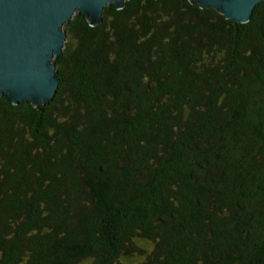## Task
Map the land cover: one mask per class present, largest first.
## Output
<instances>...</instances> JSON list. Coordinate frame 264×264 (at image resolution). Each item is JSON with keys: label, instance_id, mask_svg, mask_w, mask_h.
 <instances>
[{"label": "trees", "instance_id": "1", "mask_svg": "<svg viewBox=\"0 0 264 264\" xmlns=\"http://www.w3.org/2000/svg\"><path fill=\"white\" fill-rule=\"evenodd\" d=\"M62 30L52 98L0 96V264H264V0Z\"/></svg>", "mask_w": 264, "mask_h": 264}, {"label": "water", "instance_id": "2", "mask_svg": "<svg viewBox=\"0 0 264 264\" xmlns=\"http://www.w3.org/2000/svg\"><path fill=\"white\" fill-rule=\"evenodd\" d=\"M125 0H0V96L11 104L50 100L58 85L52 58L62 54V30L75 12L91 25L100 23L106 5ZM212 8L225 19L246 22L260 0H187Z\"/></svg>", "mask_w": 264, "mask_h": 264}]
</instances>
